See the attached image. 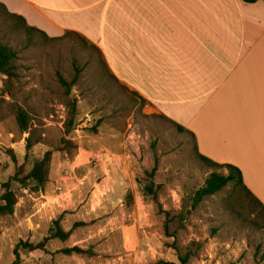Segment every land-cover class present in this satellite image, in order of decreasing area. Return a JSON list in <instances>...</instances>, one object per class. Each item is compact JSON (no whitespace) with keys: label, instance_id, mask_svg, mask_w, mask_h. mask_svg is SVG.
I'll list each match as a JSON object with an SVG mask.
<instances>
[{"label":"rangeland","instance_id":"1","mask_svg":"<svg viewBox=\"0 0 264 264\" xmlns=\"http://www.w3.org/2000/svg\"><path fill=\"white\" fill-rule=\"evenodd\" d=\"M0 44L16 52L13 75L0 73V198L8 184L16 200L0 216V264L54 222L68 236L20 247L18 264H264L258 205L229 182L192 208L209 173L228 171L207 167L189 134L121 86L98 48L77 34L27 31L1 8ZM45 152L37 186L26 176ZM73 246L82 252H62Z\"/></svg>","mask_w":264,"mask_h":264},{"label":"crops","instance_id":"2","mask_svg":"<svg viewBox=\"0 0 264 264\" xmlns=\"http://www.w3.org/2000/svg\"><path fill=\"white\" fill-rule=\"evenodd\" d=\"M0 4L49 38L74 32L98 48L121 86L181 126L197 154L237 167L264 206V1ZM46 197L41 191L35 197L37 208Z\"/></svg>","mask_w":264,"mask_h":264},{"label":"trees","instance_id":"3","mask_svg":"<svg viewBox=\"0 0 264 264\" xmlns=\"http://www.w3.org/2000/svg\"><path fill=\"white\" fill-rule=\"evenodd\" d=\"M244 2H255L257 0H243ZM264 1V0H262ZM0 8L10 17H14L18 19L25 30L27 31H36L40 34H42L47 39H57L55 38H49L47 37L43 32H40L39 30L26 26L24 20L20 16H16L13 14H9L6 12L4 6L0 4ZM66 33H72L74 32H66ZM65 33V34H66ZM78 35V34H77ZM16 60V52L9 46L5 44H0V73L5 75L7 78L11 77L14 73V61ZM58 81L60 84L67 86V82L58 75ZM18 123L21 130L27 129V119L24 112H20L18 114ZM176 129L178 131H184L183 128L177 124H174ZM192 135V134H191ZM195 148V147H194ZM198 158L202 160L207 167H215V168H224L228 172L227 174H223L218 171H212L209 173V176L204 180V183L201 187L197 188L192 196V204L191 207L194 208L204 197L213 195L214 193L221 190L224 186H226L229 182L234 183V187L238 189L237 193L241 192L244 193L246 196H248L254 203H256L259 207V210L264 213V206L250 193V191L245 187L242 181V176L240 173V170L231 165V164H219L216 162H213L212 160L197 154ZM50 159V153L45 152L43 157L41 159L36 160L33 163V166L29 173L27 174V178L32 179V181L36 182L37 186H40L45 181L46 177V164ZM5 192L1 195V201H3L2 204H0V216L11 214L13 212V206L16 202L14 193L9 189V185L5 184ZM146 189L149 190V187ZM68 236V232H64L57 224V222H54V229L50 230V233L45 236L40 242L36 244H32L27 241H18V243L15 245L13 249V255L14 260L11 264H18L19 263V252L18 249L21 247L23 249H27L29 251L32 250H44L45 243L52 238H59L61 240L65 239ZM62 252L69 254L70 252H82V250L76 246H73L71 248H65L62 250ZM186 258L180 259V264L185 263ZM164 264H175L173 262H165Z\"/></svg>","mask_w":264,"mask_h":264}]
</instances>
